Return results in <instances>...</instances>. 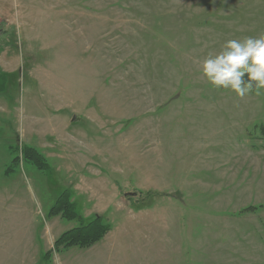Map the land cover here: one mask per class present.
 Segmentation results:
<instances>
[{"label": "rangeland", "instance_id": "374dc122", "mask_svg": "<svg viewBox=\"0 0 264 264\" xmlns=\"http://www.w3.org/2000/svg\"><path fill=\"white\" fill-rule=\"evenodd\" d=\"M261 34L264 0H0V264H264V94L199 70Z\"/></svg>", "mask_w": 264, "mask_h": 264}, {"label": "clouds", "instance_id": "9594fccd", "mask_svg": "<svg viewBox=\"0 0 264 264\" xmlns=\"http://www.w3.org/2000/svg\"><path fill=\"white\" fill-rule=\"evenodd\" d=\"M199 70L213 90L232 92L238 99L264 94V34L225 41L201 60Z\"/></svg>", "mask_w": 264, "mask_h": 264}, {"label": "trees", "instance_id": "16d2710c", "mask_svg": "<svg viewBox=\"0 0 264 264\" xmlns=\"http://www.w3.org/2000/svg\"><path fill=\"white\" fill-rule=\"evenodd\" d=\"M10 81V74L5 72H0V92L7 90ZM262 137L264 139V129L262 130ZM22 150L24 158L31 157L35 160V163L43 164V158L37 151H35L31 146L23 144L22 146H16L15 153L17 154L19 150ZM30 154V155H29ZM19 156L14 158V162L19 160ZM10 169V168H9ZM72 193L69 189H64L57 197L55 203L50 208V215L62 214L64 218L68 220L78 219L80 224L75 226L65 232H63L55 242V248H68L73 245L79 246H91L97 240L103 238V236L110 229L109 221L100 216L95 215L91 220H84L77 208L75 202L71 199Z\"/></svg>", "mask_w": 264, "mask_h": 264}]
</instances>
